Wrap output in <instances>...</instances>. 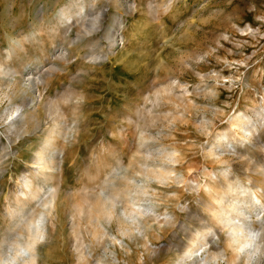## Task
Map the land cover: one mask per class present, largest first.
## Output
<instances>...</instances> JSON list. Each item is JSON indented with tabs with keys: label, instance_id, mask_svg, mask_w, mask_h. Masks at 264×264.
I'll return each instance as SVG.
<instances>
[{
	"label": "rangeland",
	"instance_id": "374dc122",
	"mask_svg": "<svg viewBox=\"0 0 264 264\" xmlns=\"http://www.w3.org/2000/svg\"><path fill=\"white\" fill-rule=\"evenodd\" d=\"M0 65V264L32 212L38 264H264V0H0Z\"/></svg>",
	"mask_w": 264,
	"mask_h": 264
},
{
	"label": "bare ground",
	"instance_id": "6f19581e",
	"mask_svg": "<svg viewBox=\"0 0 264 264\" xmlns=\"http://www.w3.org/2000/svg\"><path fill=\"white\" fill-rule=\"evenodd\" d=\"M0 74L9 75V72L6 71V69H2V67L0 65ZM23 111L24 110L22 108H20V107H17L15 109L14 113H15L16 119L19 118V120H20V118L23 119V118H25L27 116V113H25V111L24 112ZM15 117L13 119L12 118L11 119L14 121ZM12 120H11L10 124L14 123ZM38 158L39 159L36 162L37 166L35 165L36 171H37V173L45 174L48 169H51V161H44L43 158L41 157V155H39ZM50 172L51 171H49V175L53 176ZM31 181L29 180V178L28 179L25 178L23 180L24 189L21 191V195L19 197L17 196L18 197L17 199L19 200V202L23 203L25 200H33L34 201V199H36L38 196H40L41 189H39L38 191L35 190L34 187H33V181L32 182ZM257 187L260 188L261 193H257L254 190V188H257ZM249 193L251 194V196H252L254 201H256L257 203H260L261 202L260 197L262 195H264V186H263V184H261V183L256 184L255 186H253V188H251V190H249ZM50 197L52 199L49 200V201L48 200H44L43 205L47 206V208L45 210L47 216L52 217V219H53V216L57 217V207H56V204H55V201H54L55 200L54 197H56V192L55 191L51 192L50 193ZM110 198L112 199V200L110 199L111 203L113 205H115L116 201H117V200H115V196L113 195ZM131 202H132L131 205H129L127 207V209H126V213L129 214V215L136 214V215H139V216H143L144 213L135 204V201H131ZM102 205H103V208H105L104 207L105 202L102 201ZM113 205H112V207H110V211H105V209H104V211H102V213L105 216L111 215V210H112L111 208H113ZM20 207L21 206H19L18 208H20ZM106 210H108V208ZM12 211L16 212L17 214L22 213V210L15 209V208L11 210V213H13ZM23 212H25V211H23ZM30 212H32V210ZM39 213H41V212H37V213H33L32 212V214L29 213L30 215H28L25 219H23L19 223L18 226H20V224H22V225H25L27 227V237L24 240V242H21L20 240L16 239V240H14V242H12V243L10 242L9 243V248H12V255L10 257H8V258H5L4 264H13L14 262H20V264H38L36 246L38 245V243L43 239V237L46 234L45 231H44V227L45 226L44 227L40 226V223H41L40 218L41 217L39 218V215H40ZM17 214H16V216H17ZM132 216H129V217H132ZM238 216H240V215H238ZM234 221H232V222L228 221L227 225H229L231 227L232 240H233V242H235L237 250H240V249L244 248L246 245H250V244H252L254 242L256 244H258L257 241H254L253 238H249L245 234V231H244V228H243L242 224L238 225ZM95 231H97V230H95ZM103 235H104L103 232H96L94 234V237H95V239H97V238H100ZM191 241L193 242V236L191 238ZM25 253H28V256H24ZM5 254H6V252L3 251L1 249V247H0V262H2L1 261L2 260V256L5 255Z\"/></svg>",
	"mask_w": 264,
	"mask_h": 264
},
{
	"label": "snow or ice",
	"instance_id": "6c2138e0",
	"mask_svg": "<svg viewBox=\"0 0 264 264\" xmlns=\"http://www.w3.org/2000/svg\"><path fill=\"white\" fill-rule=\"evenodd\" d=\"M257 235V233H251V238L255 239Z\"/></svg>",
	"mask_w": 264,
	"mask_h": 264
}]
</instances>
